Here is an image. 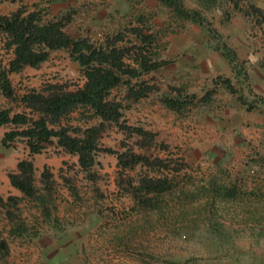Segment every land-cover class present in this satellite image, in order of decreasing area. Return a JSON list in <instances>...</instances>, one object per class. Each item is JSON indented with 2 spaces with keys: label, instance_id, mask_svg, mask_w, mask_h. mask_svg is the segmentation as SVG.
Wrapping results in <instances>:
<instances>
[{
  "label": "rangeland",
  "instance_id": "1",
  "mask_svg": "<svg viewBox=\"0 0 264 264\" xmlns=\"http://www.w3.org/2000/svg\"><path fill=\"white\" fill-rule=\"evenodd\" d=\"M180 2L198 11L204 22L178 18L157 0H0V14L24 6L38 11L44 21L64 18V31L72 39L99 43L136 24L150 32L154 41L149 51L166 63L139 79L158 89L125 102L121 120L154 133L155 144L146 155L180 168L175 189L162 196L158 210L145 211L120 184L127 176L160 173L139 165L119 172L115 155L99 152L91 168L96 178L89 180L76 156L54 140L37 154H29L21 139L7 147L0 143V195L3 200L8 195L19 198L7 207L12 222L0 205V238L8 249L0 264H181L189 259L195 260L189 264H264V0H218L210 8L201 0ZM251 6L261 10L260 17L252 14ZM3 41L0 33L1 64L11 57ZM224 48L235 54L226 70L215 62ZM9 78L16 95L46 82L66 83L68 88L83 82L65 49L52 51L38 67H24ZM220 78H228L252 108L239 104ZM123 88H114L110 97L121 99ZM172 88L197 97L213 91L205 104L176 113L159 101L174 97ZM0 107L21 110L1 94ZM87 116L79 108L62 123L84 128L97 122ZM10 127H0V138ZM134 140L108 124L98 144L143 152ZM22 158L32 160L38 189L42 169L51 173L52 190L44 205L8 184L7 173ZM211 179L236 181L242 194L234 201L203 196L200 187ZM181 190L194 196H184ZM16 223L22 224L21 232L13 229Z\"/></svg>",
  "mask_w": 264,
  "mask_h": 264
},
{
  "label": "trees",
  "instance_id": "2",
  "mask_svg": "<svg viewBox=\"0 0 264 264\" xmlns=\"http://www.w3.org/2000/svg\"><path fill=\"white\" fill-rule=\"evenodd\" d=\"M171 9L181 19L202 24L204 19L196 10L186 9L180 0H157ZM205 8L213 7L218 0H201ZM252 14L260 17L261 10L251 6ZM264 23V16L260 17ZM64 18L41 20L38 11H28L18 6L9 14H0V33L3 35V46L11 52L5 64L0 63V94L7 100L20 106V111L11 107H0V126L10 125L4 131L0 143L7 147L15 139H21L29 154L39 153L44 145L53 140L65 153L76 156V163L89 180L96 178L91 171L99 152L114 154L119 172L132 170L136 165L160 173L159 175L138 174L135 178L127 176L122 185L141 210H158L161 198L170 194L176 187L175 175L180 170L178 165H171L170 160L150 157L144 153L155 144L154 133L138 126H129L121 120L125 102H134L157 91L154 83L140 80L142 74L156 70L166 63L160 60L149 49L153 35L144 32L136 24L127 30H117L107 35L101 42L93 43L86 38L72 39L64 31ZM135 40V41H133ZM65 49L70 59L77 63L83 77L81 85L68 88L66 83L46 82L40 88H30L16 95L9 75L17 73L24 67L36 68L47 60L52 51ZM221 55L232 63L235 54L227 48ZM219 78V76H218ZM224 88L235 95L236 101L245 105L247 110L252 106L246 103L244 96L238 93L228 78H220ZM134 80V82H132ZM123 86L121 99L110 97L114 88ZM174 97L163 96L160 103L167 109L182 113L190 106L205 104L209 101L213 89H208L199 97L194 94L183 95L179 88H172ZM88 112V118L97 119L95 124L84 128L62 123L76 109ZM113 124L125 137H135V146L143 152H134L131 148L116 151L109 147L101 148L98 139L106 125ZM9 185L21 196L44 205L46 196L52 190L51 173L44 167L40 172L41 188L34 184V166L29 158H22L15 164V169L8 172ZM203 196H213L220 200L234 201L242 194L236 181L222 183L213 179L200 187ZM184 196H194L186 194ZM251 195H255L253 192ZM19 198L8 195L5 200L0 195V205L5 207L9 221L14 215L8 206L15 204ZM264 209V206H263ZM262 217V216H261ZM13 229L21 232L22 224L16 223ZM12 232V230H11ZM6 242L0 238V258L7 255ZM200 259V258H199ZM194 259L181 264H189ZM166 264H180L166 260ZM195 263V260H194Z\"/></svg>",
  "mask_w": 264,
  "mask_h": 264
},
{
  "label": "crops",
  "instance_id": "3",
  "mask_svg": "<svg viewBox=\"0 0 264 264\" xmlns=\"http://www.w3.org/2000/svg\"><path fill=\"white\" fill-rule=\"evenodd\" d=\"M221 57V58H220ZM220 57H216L215 58V62L218 63V65L220 66V68L222 70H226L228 68V61L223 58V56H220ZM1 127V126H0ZM8 181V180H7ZM9 184V183H8ZM11 187V186H10ZM12 188V187H11Z\"/></svg>",
  "mask_w": 264,
  "mask_h": 264
}]
</instances>
